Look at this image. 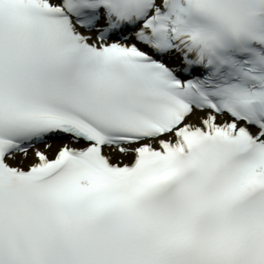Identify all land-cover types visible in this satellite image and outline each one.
<instances>
[{
  "label": "snow or ice",
  "instance_id": "obj_1",
  "mask_svg": "<svg viewBox=\"0 0 264 264\" xmlns=\"http://www.w3.org/2000/svg\"><path fill=\"white\" fill-rule=\"evenodd\" d=\"M0 264H264V0H0Z\"/></svg>",
  "mask_w": 264,
  "mask_h": 264
}]
</instances>
